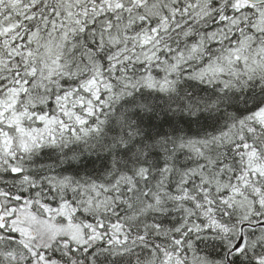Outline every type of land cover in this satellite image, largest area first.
Wrapping results in <instances>:
<instances>
[{
	"label": "snow or ice",
	"instance_id": "obj_1",
	"mask_svg": "<svg viewBox=\"0 0 264 264\" xmlns=\"http://www.w3.org/2000/svg\"><path fill=\"white\" fill-rule=\"evenodd\" d=\"M0 264H264V0H0Z\"/></svg>",
	"mask_w": 264,
	"mask_h": 264
}]
</instances>
